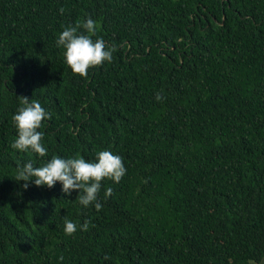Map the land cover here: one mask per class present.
I'll use <instances>...</instances> for the list:
<instances>
[{"label":"trees","instance_id":"trees-1","mask_svg":"<svg viewBox=\"0 0 264 264\" xmlns=\"http://www.w3.org/2000/svg\"><path fill=\"white\" fill-rule=\"evenodd\" d=\"M89 16L116 51L81 77L56 40ZM22 98L44 158L10 147ZM102 150L127 171L99 211L13 179ZM0 264H264V0H0Z\"/></svg>","mask_w":264,"mask_h":264},{"label":"clouds","instance_id":"clouds-1","mask_svg":"<svg viewBox=\"0 0 264 264\" xmlns=\"http://www.w3.org/2000/svg\"><path fill=\"white\" fill-rule=\"evenodd\" d=\"M100 27L99 22L89 16L74 26L65 27L59 34L56 47L63 49L65 64L74 75L85 77L90 69L112 61L116 49L109 47L102 37L97 36ZM160 99L162 97L157 95V100ZM29 101L28 98H22V106L12 116L16 138L10 147L19 153L30 152L44 158L48 155V148L43 139L42 122L51 118L50 113L38 100ZM126 171L120 155L102 150L95 160H88L79 152L67 158L53 155L50 159H43L40 166L29 160L22 165L17 164L13 179L25 182V190L30 183L51 189L59 182L66 196L71 197L73 192H78L77 199L81 206H94L99 211L102 204L98 193L102 182L109 179L119 183ZM104 194L105 198L111 196L112 189L106 188ZM87 228V221L80 225L81 230L86 231ZM63 231L66 235H73L77 231V224L66 219Z\"/></svg>","mask_w":264,"mask_h":264}]
</instances>
